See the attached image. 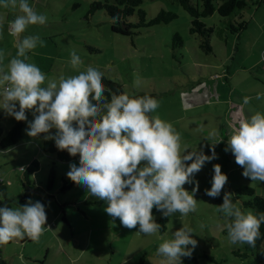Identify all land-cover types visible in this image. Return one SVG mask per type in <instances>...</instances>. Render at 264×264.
I'll use <instances>...</instances> for the list:
<instances>
[{"label": "rangeland", "instance_id": "obj_1", "mask_svg": "<svg viewBox=\"0 0 264 264\" xmlns=\"http://www.w3.org/2000/svg\"><path fill=\"white\" fill-rule=\"evenodd\" d=\"M39 1L33 7L48 17L47 22L30 25L23 35H39L45 41L44 47L37 46L28 55L29 62L36 64L48 78L61 73L77 75L92 65L122 84L124 92L130 95L154 94L159 107L152 115L172 123L181 134L182 144L203 150L205 155H211L214 148L216 157L205 162L194 176L198 182V191L194 193L197 210L185 217L179 212L169 216L165 231L157 235L170 238L172 231L187 223L194 229L191 235L197 246L192 255L198 257V264H210L202 256L203 251L223 259L224 264H252L251 259L233 254V249L244 245L229 243L226 230L221 228L225 221L215 208L222 204L225 192L232 193L233 201L242 204L247 196L234 194L241 185L253 187L264 196V182L244 177L243 168L235 162L232 152L225 151L227 134L240 118L255 111L264 113V97L255 99L257 93H264V0H244L245 6L230 15L234 21L241 13L248 22L239 33L226 31L227 23L217 12L203 17L202 21L214 28L210 52L199 46L198 35L189 32L191 17L177 0H143L138 9L145 11L146 20L162 9L175 12L177 17L167 23L135 29L137 32L132 35L114 32L111 20L102 10L89 14L88 6L93 0ZM1 10L7 9L0 7V16L5 17L7 25L0 27V50L10 53L5 57L6 64L15 56L16 49L14 37L8 33L12 14L7 19ZM127 21L137 22V11ZM175 34L180 36L181 44L174 39ZM73 49L83 61L78 69L69 64ZM137 78L140 86L134 87ZM217 81L225 85L222 87L223 96L228 98L225 102L224 97H213ZM244 97H252L248 105L243 104ZM0 113L6 131L16 120L3 109ZM25 114L20 141L8 148L0 147V177L8 184L7 193L16 200L26 194L22 203L31 199L44 204L47 221L38 241L15 238L0 245V254L8 264H134L141 255L147 264H160L162 258L156 255V247L162 240L155 235L137 234L138 225L128 229L119 218L110 217L104 211L105 201L67 177L69 165L78 164L79 160L61 162L54 154H46L41 140L26 133L28 122L33 119L32 110H25ZM33 159L38 168L27 182L22 179L20 168ZM214 164L221 166L227 183L221 194L212 198L205 189L211 188ZM51 167L54 178L49 191ZM183 187L192 192L194 185ZM160 215L161 212L153 214L155 221ZM201 223L205 225L203 229Z\"/></svg>", "mask_w": 264, "mask_h": 264}, {"label": "clouds", "instance_id": "obj_2", "mask_svg": "<svg viewBox=\"0 0 264 264\" xmlns=\"http://www.w3.org/2000/svg\"><path fill=\"white\" fill-rule=\"evenodd\" d=\"M0 7L18 11L8 21V33L14 37L15 56L5 64V51L0 50V109L17 121L27 119L25 110H32L26 133L36 138L54 140L58 150L70 156L79 155V163H71L67 177L83 185L88 193L106 202L104 211L137 234L157 236L160 264H182V257H191L197 241L187 223L164 239L157 234L161 225L155 221V207L165 217L179 212L181 217L197 210L194 193L198 182L194 176L205 162L216 157L181 143V134L172 123L152 115L159 101L150 95H130L106 89L103 73L89 65L77 75L48 78L28 53L44 47L39 35H23L30 25H45L48 17L38 13L28 0H0ZM119 17H113L117 23ZM5 17L0 16V27ZM69 64L78 69L83 64L76 50L70 52ZM134 87L140 86L137 78ZM108 92L110 99L105 97ZM264 93H257L260 100ZM252 97H244L248 105ZM55 129V133L50 130ZM219 140L214 141L218 142ZM191 148V151L188 149ZM231 151L242 175L253 182H264V113L255 111L237 121L227 134L225 151ZM23 171V169H20ZM227 176L219 164L213 165L211 188L206 195L219 196ZM185 184H193L192 192ZM225 192L222 204L215 211L222 214L227 239L232 245L255 247L260 239L264 213L245 209ZM45 205L29 199L15 208L0 207V245L12 239L38 241L45 231ZM205 225L200 224L203 229Z\"/></svg>", "mask_w": 264, "mask_h": 264}, {"label": "trees", "instance_id": "obj_3", "mask_svg": "<svg viewBox=\"0 0 264 264\" xmlns=\"http://www.w3.org/2000/svg\"><path fill=\"white\" fill-rule=\"evenodd\" d=\"M143 0H93L88 6V13L93 14L98 10H102L106 13L109 19L112 21L113 17H119L117 23H112L111 29L114 32L122 33L125 35H132L137 32L135 29L140 27H149L151 25L160 23V22H170L177 17V14L173 11L160 10L159 13L146 20V13L143 9H138V6L142 3ZM179 5L185 10L191 17L189 32L192 34L198 35L200 38L199 46L205 51L210 52L212 47L210 45V35L213 32V26L206 25L202 18L212 15L214 12L224 18V21L227 23L226 31L231 33H239L247 27L248 22L243 20L241 13H238V20L230 19V15L236 10L241 9L245 6L244 0H177ZM137 11L138 21L131 23L127 21V17L134 14ZM226 18V20H225ZM174 39L178 40L181 44V38L178 34H175ZM103 83L106 89H111L115 92H124L122 84L119 82L110 79L103 75ZM135 95H150L154 98V94L140 92ZM105 97L110 99L108 92H105ZM3 116L0 113V147L8 148L13 145H16L22 135L23 121H15V123L6 131L2 125ZM55 129L51 132L55 133ZM46 134H40L37 139L41 140V148L46 154H54L55 159L61 162H68L72 160H79V155L70 156L66 150H58L55 146L54 140H45L43 137ZM55 163L53 162V165ZM38 162L36 159H33L23 169L22 179L29 182L30 175L34 174L37 171ZM54 169L50 168L47 185H51V182L54 178ZM21 179V180H22ZM24 180V181H25ZM7 182L0 177V207L5 205L12 207L15 205H23L21 201L27 197L24 194L20 201L16 200L15 197L10 196L7 193ZM234 194L246 195L247 199L243 200L242 205L249 207L254 210L256 213H264V196L257 194L253 187L248 185L238 186L234 190ZM155 207L152 209V214L158 213ZM169 217V216H168ZM168 217L163 216L162 214L156 219V222L161 225L160 232L163 233L166 229V224ZM260 239L256 241L255 247H249L244 245L243 248L233 249V254L237 257L243 259H251L252 264H264V223L260 226ZM10 242V241H9ZM8 242V243H9ZM7 244V243H6ZM202 256L205 257L210 264H224L223 259H216L214 256L208 252L203 251ZM182 264H198V257L191 255V257H182ZM0 264H8V262L0 254ZM134 264H147L144 255H141Z\"/></svg>", "mask_w": 264, "mask_h": 264}, {"label": "crops", "instance_id": "obj_4", "mask_svg": "<svg viewBox=\"0 0 264 264\" xmlns=\"http://www.w3.org/2000/svg\"><path fill=\"white\" fill-rule=\"evenodd\" d=\"M40 2L39 0H28V3L30 4V6H34V4ZM34 8V7H33ZM35 9V8H34ZM1 12L7 16V19H9V16L12 14V18H14V15H17L18 14V11H14V10H11V9H7V10H1ZM5 25H6V22H5ZM7 26V25H6ZM225 85L222 83V82H218L217 81V86L214 88L215 91H212V92H216V95L213 96V97H217L218 99L224 97V102L226 100H228L227 97L223 96L224 94V90L222 87H224ZM206 96V94H204ZM210 95V94H209ZM225 95V94H224ZM51 185H52V182H51ZM51 185H47V189H50ZM51 191V189L49 190ZM30 239V238H29Z\"/></svg>", "mask_w": 264, "mask_h": 264}]
</instances>
